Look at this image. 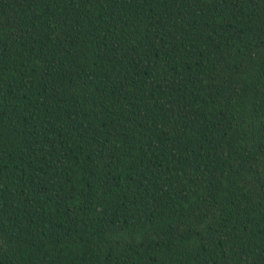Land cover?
Listing matches in <instances>:
<instances>
[{
    "label": "trees",
    "instance_id": "trees-1",
    "mask_svg": "<svg viewBox=\"0 0 264 264\" xmlns=\"http://www.w3.org/2000/svg\"><path fill=\"white\" fill-rule=\"evenodd\" d=\"M0 264H264V0H0Z\"/></svg>",
    "mask_w": 264,
    "mask_h": 264
}]
</instances>
